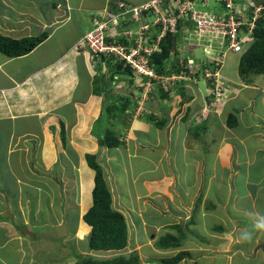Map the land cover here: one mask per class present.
<instances>
[{
  "label": "crops",
  "instance_id": "obj_1",
  "mask_svg": "<svg viewBox=\"0 0 264 264\" xmlns=\"http://www.w3.org/2000/svg\"><path fill=\"white\" fill-rule=\"evenodd\" d=\"M151 1L0 0V35L13 39L35 37L44 33L48 35L44 42L25 56L9 58L0 53V132L9 131L6 134L0 133V264H76L86 255L91 256V253H99V256L106 254L103 256L106 259L98 260L117 257L116 251L89 249L92 229L85 222L84 215L93 205L96 173L88 165L86 156H99L107 150L100 147L94 133L104 102L112 103L118 97L126 100L128 94L131 97L132 94L137 95L132 97L136 108L129 111L132 115L127 129L129 141L126 140L125 149L116 153L117 160L110 161L114 158L113 155L104 159L108 170L113 173L112 178L108 179L111 180L109 185L111 189L114 188L118 201L117 207L113 199L114 207L124 215L128 211H144L145 214L147 207H154L160 212H174L176 218H180L181 213L189 214V211L181 212V209H191L194 199L192 194L196 191L200 196L196 198V202L201 212L196 219L192 216L191 221L184 223L185 234L195 231L208 233L207 239H211L209 244L217 246V250L206 247L208 241L204 238L199 239L200 245L191 244V239L186 238L183 239L186 243L182 242L179 247L165 248L170 249V252L163 254L164 249L157 242L169 233L177 236L179 233L175 226L178 224L172 221L167 225H158L161 227L159 233L156 232V227L148 229L147 225V235L141 227V235L137 238L142 244L141 254L136 250L132 251L138 252L141 264H159V260L171 258L181 251L190 253V263L200 257L204 258V263H208V259H214L215 254L219 253L229 256L231 252L225 249H236L237 245H233L234 240H230L232 237L224 235L227 225L223 221L216 222L218 219L214 221L213 213H217L219 220L225 219V216L232 217L231 211H228L230 214L227 213L235 200L231 196L242 184L246 190L245 197L251 199L252 212L256 211L258 204L264 208V176L261 179L251 178L254 176L252 169L264 171V148L258 147L259 144L264 145V87L261 84L248 86L242 82L233 83L232 99L223 109L217 110L209 106L208 85L204 81H200L198 85L189 82L191 88L185 85L187 95L183 99L177 88L166 93L155 85L154 92L142 101L138 100L142 90L139 87L144 80L147 84L148 80L140 77L131 82L127 79L129 75H125L121 82L125 87L120 89L119 94H115L114 88L110 86L113 93L110 97L104 90H98L99 94L95 95L94 81L101 76L96 74L101 69V63L98 59H91L86 47L79 51L75 47L91 28L92 17L115 4L113 11H117L120 2L138 7ZM234 4L242 10L244 16L247 15V19V12L253 6L263 5L264 0H234ZM223 5V2L208 0L201 7L222 14ZM140 19V23H147L153 20V15L148 14ZM189 26L186 23V27ZM159 29H152L151 33L155 35ZM194 56L199 59L203 57V53L195 52ZM201 87L203 95L197 93L201 91ZM189 98V102L184 101ZM141 101L148 110H140L137 102L143 105ZM174 103L184 107L181 119L186 121L180 119L181 123L169 128V122L177 115L176 107L169 105ZM153 104L159 105L155 111L151 110L150 105ZM259 104L261 108L257 109L256 105ZM187 110L192 112L187 115ZM233 111L239 118V123L237 127L230 128L226 119ZM247 112L252 116L249 121L245 120L249 116ZM205 113L207 114L203 116L201 123L193 124L192 115ZM152 129L162 135L160 140H166L163 142L166 143L164 153L158 151L157 155L155 152V148L163 147V144L160 141H150ZM63 132L65 141L62 139ZM253 134L257 140L253 142L256 147L254 149L251 146L249 148L246 141ZM130 139L136 141L130 142ZM141 147L149 149V158H140ZM162 156L164 158H159ZM142 161L147 163V167H140ZM166 163L171 164L173 175L170 174V178H167L165 171ZM70 168L73 170L72 176L69 175ZM120 172L121 176L118 175ZM241 173L244 174L243 177ZM176 179L178 181L174 187ZM116 180L119 184L123 183L121 187L115 186ZM214 184L229 185L230 196L214 198L210 195ZM123 186V189L131 192L132 199L128 200L120 192ZM71 187H75L72 196ZM142 197L148 198L147 200L155 199L153 205L141 200ZM176 200L178 203H175ZM210 202H215L214 206ZM222 208L224 212H220ZM242 208L235 206L237 212L243 211ZM71 214L74 215L73 220ZM210 216L213 222L206 229L203 220ZM230 220L233 227L238 222L243 236L245 228L241 221L234 220L233 217ZM258 220V223L264 222L260 217ZM219 223L222 225L218 226ZM214 224L217 228H214ZM69 225L74 229L72 244L70 234L66 233V229H70ZM127 225L129 246L132 238L128 221ZM21 229L25 232H20ZM43 230H49L50 237ZM132 230L135 231V228ZM37 231H42L44 235H37ZM154 235L158 236L157 240L152 239ZM255 237L256 235L253 238ZM149 239L152 244H147ZM57 243L63 250L62 255L47 256L46 251L52 253ZM186 259L179 264H187Z\"/></svg>",
  "mask_w": 264,
  "mask_h": 264
},
{
  "label": "built area",
  "instance_id": "obj_2",
  "mask_svg": "<svg viewBox=\"0 0 264 264\" xmlns=\"http://www.w3.org/2000/svg\"><path fill=\"white\" fill-rule=\"evenodd\" d=\"M215 1L225 4L227 10L225 14L218 16L206 8L203 9L201 5L204 7L208 0H202L201 3L194 0H152L138 7L120 2L117 11L105 10L103 14L93 17L92 26L80 45L90 50L91 59L98 58L103 70L107 67V60L115 58V61L130 66L132 78L145 76L158 80L160 77L150 63L152 56L161 51L160 41L168 33H182L183 40L199 42L207 53V49L218 53L217 57L209 60V63L217 66L221 58L226 57V48L233 53H241L248 42L253 40L255 23L264 12V4L255 7L254 15L247 21H242L233 0ZM148 14L153 15V20L140 23V18ZM186 23L192 24V27H186ZM242 27L247 33L245 36L240 33ZM153 28H160L158 30L160 33L157 32L155 36L151 33ZM182 44L177 47L180 54L188 47V44L187 46ZM100 56H104L105 59H100ZM180 63L183 71L165 78V83L174 84L186 77V74L201 72V66L191 58H182ZM203 71L205 79L211 81L213 86L210 91L214 98L213 104H220L227 90L222 81L220 68L207 66ZM152 88V84H148L143 96L145 97Z\"/></svg>",
  "mask_w": 264,
  "mask_h": 264
},
{
  "label": "trees",
  "instance_id": "obj_3",
  "mask_svg": "<svg viewBox=\"0 0 264 264\" xmlns=\"http://www.w3.org/2000/svg\"><path fill=\"white\" fill-rule=\"evenodd\" d=\"M194 1L200 3L199 0ZM222 10L226 11L224 5L222 6ZM239 18L243 21L242 18H245V16L242 15L239 16ZM158 33H160V31H158ZM179 36V34L175 35L168 33L160 41L161 51L156 52L152 56L150 62L151 65L156 69L158 74L170 76L173 73H179V71H181L179 66L180 53L177 49L180 42ZM47 37L48 35L46 33L40 36L27 37L22 39H13L11 37L0 35V53L6 55L9 58L25 56L31 53L42 42H44ZM248 43L249 45L246 46L244 48V51L240 54L241 56L238 67L239 82H242L244 85L248 86H256L257 84H260V81L262 79H264V15L258 20H256L255 28L253 31V40ZM192 57L195 58V56ZM99 58H102V60L105 59L104 56H100ZM205 58H201V63L199 62V65L201 66L200 74L201 78L203 79H205V73L203 71L204 68H206L207 66L210 67V63H208ZM115 60V58H109L107 60L108 77L104 72H102L103 70L100 69L99 73L101 76L96 77L94 81L95 95L99 94L98 90H104L103 92L108 97H110V95H112L113 93H111L109 87L113 85L112 83L114 81H116V76L122 78L123 80L125 79L123 78V76L129 75L127 79H130L129 77L132 74L130 66H128L124 62ZM218 66L219 65H217V67ZM98 81L102 82V87H100L101 89L96 87ZM130 81L132 82L133 80L130 79ZM204 82L208 85V92H210V89L213 87L211 81L205 79ZM179 84L182 85V83ZM178 93L181 94L182 98H185L187 95L186 90L183 87H181L180 90L178 89ZM164 95L167 96L168 94ZM135 96L137 95L132 94V97L135 98ZM132 97L126 100L122 97H118L119 99H116V101L114 100L112 103H108V101L104 102L102 114L97 120V123H99L101 119H105V122L110 126V128L104 135H97L94 131L95 135L98 138L99 145L101 148L118 149L126 146V142L123 137L121 135L119 136L118 133H116V124H118V120H120L119 123L124 125L126 123L127 125L131 123L132 115L130 114L128 116L126 112L128 111L129 107L134 105L133 103L135 100ZM191 98L186 100L184 99V101L189 102ZM139 99L140 96H138V100ZM208 103L209 105L214 103V98L209 96ZM138 104L139 103L137 102V105ZM223 106V102L219 104L220 109H223ZM259 106L261 107L260 104ZM134 107L136 108L135 105ZM226 122L230 128L238 126L239 118L236 116L235 111L229 114L226 119ZM119 134L122 133L119 132ZM62 137V139L65 141L66 137L64 132ZM86 158L88 165L96 173L95 186L92 194L93 205L89 209V211L84 215L85 222L92 229L89 235V249L91 251L105 252L122 251L128 245V225L126 218L124 214L120 212V210L116 209L113 205V196L109 187L107 186L103 168L97 161V155L87 154ZM175 228L178 230L179 233L177 236L170 233L166 234L159 239L157 245L163 248L181 246L183 239H186L184 238L185 231L181 225H176ZM190 256L191 255L189 252L181 251L171 258H164L159 260V264H179L184 259ZM76 264H141V260L138 252L134 251L128 257L121 255L109 260H96L91 256L86 255L85 257H83L82 260H80Z\"/></svg>",
  "mask_w": 264,
  "mask_h": 264
},
{
  "label": "rangeland",
  "instance_id": "obj_4",
  "mask_svg": "<svg viewBox=\"0 0 264 264\" xmlns=\"http://www.w3.org/2000/svg\"><path fill=\"white\" fill-rule=\"evenodd\" d=\"M250 2H252V0H250ZM240 33L243 36H245L247 34L244 31V27H242ZM248 39H251V38H248ZM193 46H194V49L192 47V51L194 53L198 52L200 50V45L199 46L193 45ZM207 50H208V53H209V51L211 52L212 49H207ZM226 51H227V54H226V57L223 60V64H222L223 67L221 69V76H222V81L224 82L225 85H231L233 83L239 82L238 67H239V61H240V56L241 55L239 53H233L232 51H230L227 48H226ZM96 74L100 75L99 72L98 73L96 72ZM106 75L108 77V70L106 72ZM99 81L97 83V88L98 87H102V82H99ZM260 84H261L262 87H264V79H262L260 81ZM122 87H125V86H121V85L115 86L113 92H115V94H117L118 92L121 91L120 88H122ZM262 89H264V88H262ZM197 93H201V95H203L204 94L203 88L201 87V91L197 92ZM128 98H131V95H128ZM145 99L146 98L144 97V100ZM142 101H141V104L144 103ZM169 105L172 108L175 106L176 107L175 111L177 110L176 111L177 115L175 117H173L171 119V121L169 122V124H168L169 128H173L175 124L181 123V121H180L181 115H182L181 113L184 112L183 111L184 107H180L178 105V103L169 104ZM150 106H151V110L152 111H155L157 108H159V105L155 106V104L150 105ZM140 107H141L140 110L141 109H143V111H145V109L148 110L147 107H146V104H143ZM256 107H257V109L261 108L258 105H256ZM132 108H135L134 105H132L131 107L128 108L129 110L126 112V114H128V116L130 115L129 111ZM186 112H187V115H188L192 111L191 110H187ZM218 112H220V111H218ZM261 112H263V111H261ZM247 113H249V112H247ZM150 114H151V112H150ZM206 114L207 113H205L203 115H196V116L192 115L193 124L201 123L203 121V116H205ZM187 115L185 116V118H187ZM153 116L155 117L154 113H153ZM251 117L252 116L249 113V116L245 117V120L249 121V120H251ZM181 120L186 121L184 119H181ZM119 122H120V120H118L117 121L118 124H116L117 125L116 133H118L119 136L121 135L123 137V139L125 140V142H126V140H128L127 139L128 138L127 137L128 125H127V123L124 125V124H121ZM5 127H7V126H5ZM263 127H264V125H263ZM109 128H110V126L105 122V119L104 120L101 119V121L99 123H97L94 131H95V133L97 135L98 134L104 135L107 132V130H109ZM55 131H56V134H57V129ZM155 131H156L155 129H152L151 135H150V141H152V142L153 141H160L163 144V147L159 146V147L155 148V152L158 155V151L164 153V146L166 145V143H163V142H165L166 140L164 141V138L162 140H160L162 138V135L160 133H155ZM233 131L236 132V130H233ZM8 132L9 131H3V132H0V133L6 134ZM119 132L122 133V134H119ZM215 136H218V134H216ZM220 136L222 137V134ZM234 138L235 137H233V140H234ZM134 140L135 139H133V140L130 139V142L134 141ZM246 141L249 144V148H251V147H252V149L256 148L255 145L253 144L254 141H257L254 134L249 139L246 138ZM204 146H207V144H204ZM258 147L259 148L261 147V149H263L264 145L259 144ZM125 148H126V146L125 147H121L119 149H107L106 151H103L101 155H99V156L97 155V157H98L97 161L99 162V164L103 168L105 179H106V182H107V186L109 187V189H110V191L112 193L113 199L116 201L115 204H116L117 207H118V201L116 200V196H115V193H114V190H113L114 188L111 189V187L109 185V182H111V180L108 179L109 177H110V179L112 178L113 173L110 170H108V167H107L106 163H104V161L106 160V158H105L106 156H112V155H113L112 157H114V158L111 159L110 161L117 160L118 158H117V154L116 153L120 152L122 149H125ZM139 151H141L140 152L141 153L140 154V158H144V157L145 158H147V157L149 158L151 156L150 152L148 153L149 149H147V147H141V149ZM159 158H164V156L159 157ZM166 158H167V156H166ZM203 160H204V163H206L205 157H203ZM167 162H170V161L167 160ZM166 164L167 165L165 166V171L167 173V178H170V174L173 175L172 170L170 168L171 164H169V163H166ZM145 166L147 167V163L145 161H142V164H140V167H145ZM60 170H61V168H60ZM229 172H230V170H228L227 174H229ZM116 174H118V173H116ZM120 174H121V172L118 175H120ZM252 174L254 175V176H251L252 179H255V178L261 179L264 176V171L262 170L261 172H259L257 169H252ZM69 175H71V176L73 175V170H71V168L69 169ZM223 175L225 176L224 172H223ZM241 175H242V177L244 176L243 173H241ZM239 176L240 175L238 173V178H239ZM163 180H165V179H163ZM167 180H169V179H167ZM236 180L237 179H235V181ZM177 181L178 180L176 179L174 187L176 186V182ZM122 184L123 183L119 184L117 182V180H116L115 186L116 187H118V186L121 187ZM216 184H214L213 188L211 189L210 195H212L214 198H218V197H224L225 198L226 196H230V194L228 192V190L230 189L229 185L227 187L225 185L224 186H218ZM240 184H241V182H240ZM243 186L244 185L242 184L241 188H236L235 189L236 190L235 193L233 192L231 198H234L235 200H234L233 205L230 204L229 209L227 210V213L230 214V212H228V211H231L232 212L231 214H232V217L234 218V220L236 219V220H240L241 221V225L244 226V228H245L244 231L245 232L243 231L244 232L243 236H241L240 232H241L242 229H239L237 221H236V223H234L235 226L233 227V222L230 220L232 218L231 216L230 217L229 216H225V219L219 220L220 218L217 217V215H216L217 213H213L214 221H216L218 219V221H216V222L223 221L224 222L223 224L227 225L226 226L227 227V232H226V234H224L225 232L223 234L232 237V238H230V240H234L233 245L234 246L237 245V246H236V249H234L233 247H231L230 249H225V250H228L229 252H231L229 256H228V254L226 255L225 253H219V255L215 254V256L213 257L214 259H211V260L208 259V263L209 264H264V246H261V244L264 243V229L255 228V224L259 222L258 217H260L264 221V212H263L264 208H263L262 205L258 204V207L256 208V211L252 212V210H251V199L245 197L246 194L244 192H246V190L244 188L245 186L244 187ZM174 187H173V189H174ZM123 188H124V186L121 189H123ZM70 192H71V196H72V194L75 192V187L74 188L71 187ZM120 192L128 200L132 199L131 192L129 190L123 189ZM181 192H180V196H181ZM260 193L263 194L262 192H260ZM192 196L194 197V199H192L191 209L190 210H188V209L185 210V208L181 209V212L189 211V214L188 213L187 214L181 213V217L180 218L179 217L176 218L174 212H169L168 211L167 213H165V212H160L158 210L159 211V213H158L157 209H155L154 207L153 208L152 207H147L145 214L143 213L144 211L143 212H134V211L133 212H129L128 211V213L125 212L126 214L124 216H126L125 218H126V220L128 221V223L131 226L129 233H130V236L132 238V241L129 243V246H127L124 250L116 251L117 252V257L121 256V255L128 257L133 250H136V251L139 252V254H141V251H140L141 248L140 247L142 246V244H140V242H138V240H137L139 235H141L139 233V230H140L141 227L143 228V230H144L146 235H147V233H146V226L147 225H148V229H152L153 227H156L155 230H156V232L159 233V231L161 230V227L160 226L158 227V225H165V224L167 225V224L171 223L172 221H173L174 224L181 225L183 227V229H184V223H188L189 221H191L190 219H191L192 216H194V219H196V216L198 215V213L201 212L200 211V207H197V202H196V198L197 197L200 198L199 193H196V191H195V192H193ZM181 198H183V197L181 196ZM140 199L141 200H145L146 203H150L152 205H153V202L155 200V199L147 200L148 198L144 199V197H142ZM176 202H177V200L175 201V203ZM133 203L137 206V204L135 202H133ZM214 204H215V202H214ZM214 204L211 203V205H213V206H214ZM234 205L243 207L242 208L243 211L237 212ZM184 206L187 207V205H184ZM144 208H145V206H143V209ZM156 208H157V205H156ZM179 208H180V205H179ZM222 209L220 210V212H224L225 211L224 209L223 210ZM72 211L73 210H71V212ZM214 212H216V211H214ZM143 214L145 215V218H144ZM73 216L74 215L71 214V219L72 220L74 218ZM213 219L211 218V216L206 218V219H204L203 220L204 228L208 229V227L212 224ZM184 220H187V221H184ZM217 225L220 226L222 224L219 223ZM217 225L214 224V228H217V227H215ZM69 227H70V229L67 228L66 229V233L68 235L70 234V241H71V244H72V243H74V239L72 238V234H73V230L74 229H73V227L71 225H69ZM222 227H224V226H222ZM21 228H23V226H21ZM132 228H135V231H133ZM191 228L194 229L195 227H190V229ZM44 230H43V232H45ZM20 232H25V231H24V229H21ZM43 232L39 231L37 235L42 236V235H44ZM45 233H46L47 237H50V233L51 232L49 230L46 231ZM246 234H247V238H245ZM254 235H256L255 238H253ZM239 236L243 237V239H240L241 237H239ZM157 238H158V236L154 235V237L152 239L157 240ZM184 238L191 239V244L200 245L201 241L199 239H203L204 238V240H205V239L209 238V234L208 233L207 234L206 233H197L195 231V232H192V233L189 232V234H185ZM210 240L207 239L208 243L205 244V246L206 247H211L212 249H216L217 250V246L216 245H212L211 246L209 244ZM183 242L186 243V241H183ZM253 243H254V245L252 246ZM147 244H152L150 239L148 240ZM58 245H59L58 243L55 245L56 247L53 249L52 253H51V251H48V252L46 251L47 256L51 257V254H54V257L55 256L60 257L62 255L61 251H63V250L61 248H59ZM161 249H164L163 252H162L163 254H169V252H170V249H168V250H166L165 248H161ZM144 251H145V249H144ZM91 254L93 256H95V257H92V255H91V257L96 259V260H98L99 258H103V256H106V254H102L100 256L97 255L99 253H91ZM222 255L225 256V257L227 256V257L223 258ZM104 258L106 259V257H104ZM203 260H204V258L200 257L198 260L191 261V263H190V259L187 258L186 259V263L187 264H208V263H204Z\"/></svg>",
  "mask_w": 264,
  "mask_h": 264
},
{
  "label": "clouds",
  "instance_id": "obj_5",
  "mask_svg": "<svg viewBox=\"0 0 264 264\" xmlns=\"http://www.w3.org/2000/svg\"><path fill=\"white\" fill-rule=\"evenodd\" d=\"M233 2H234V0H233ZM219 3H221V2H219ZM224 4V3H223ZM236 5V4H235ZM115 6H116V4L114 5V6H112L111 5V7H108V8H105V9H103L102 10V12H100V13H96L94 16H96V15H100V14H103V12L105 11V10H108V11H113L114 10V8H115ZM224 7L226 8V6H225V4H224ZM237 7V6H236ZM255 7H257V6H253V8H252V10H250V11H248L247 12V14H248V18L247 19H245V18H242L243 19V21H247L248 19H249V17L250 16H252V15H254V8ZM205 9V8H204ZM238 11H239V16H244L245 14L242 12V10H240V9H238V8H236ZM206 10H208V11H210L209 9H206ZM211 12V11H210ZM227 12V10L226 11H224L222 14H225ZM212 14H215V15H218V16H220V15H222V14H216V13H213V12H211ZM264 15V12H262V16ZM93 16V17H94ZM247 16V15H246ZM245 16V17H246ZM262 16H260V18L262 17ZM93 17H92V19H93ZM259 19V18H258ZM188 25H190L189 27H192V24H190V23H187ZM256 24V23H255ZM186 25V24H185ZM91 26H92V22H91ZM88 32V31H87ZM86 32V33H87ZM85 33V34H86ZM175 35H177V34H175ZM179 38H180V42H179V44H181V43H183L182 45H184V46H187V44H188V47H186V51L185 52H183V54H180V60L182 59V58H185V56H186V58H191V59H193L195 62H197L198 64H199V62L201 61L200 59L201 58H194V57H192V56H194V54H193V51H192V47H193V49H194V46L193 45H195V46H199L200 45V50L198 51V52H202L203 53V57L202 58H205V60L206 61H208V63H209V60H211L212 58H215V57H217V54L218 53H216V52H210L209 51V53H207L206 51H205V48H204V46H202L199 42H195V41H191V42H189V41H186V40H183L182 39V33H179ZM85 36V35H84ZM83 36V37H84ZM83 39V38H82ZM82 39L81 40H79V42H78V44H77V46H75L76 47V50H80V49H82V48H85V47H83L82 45H80V43H81V41H82ZM249 45V43L246 45V46H248ZM245 46V47H246ZM244 47V48H245ZM86 49L88 50V53L91 55V52H90V50L86 47ZM243 51H244V49H243ZM242 51V52H243ZM241 52V53H242ZM227 53V52H226ZM241 53H239V54H241ZM197 61H196V60ZM223 60H224V58H221V60H220V65L217 67V66H215L213 63H210V67L211 68H220V73H221V69H222V64H223ZM201 63V62H200ZM213 65V66H212ZM179 66H180V69H181V71H179V73H173V74H180L182 71H183V68H182V66H181V63L179 62ZM203 66V65H202ZM101 69L103 70V66L101 65ZM155 69V68H154ZM107 70H108V65H107V67H106V69L105 70H103L102 72H104L105 74H106V72H107ZM155 72H156V74L160 77V79H151V78H149V77H145V76H143L144 78H146V80H148V82H147V84H145V80L142 82V84L140 85V87L139 88H141L142 90L140 91V99L141 100H144V96H143V94L145 93V89H146V86L148 85V84H152V86H153V88H154V86L155 85H157V86H160V88H162L164 91H166V92H168V93H170V91L172 90V89H175V90H177V89H179L180 90V88L181 87H183L185 90L187 89L186 87H185V85L187 86V87H189V88H191V85L189 84V82L190 83H194V85H197L200 81H203V80H205V79H203V78H201V74L200 73H198V74H190V75H185L186 77H184L183 79H180L179 81H176L174 84H167V83H165L164 82V80H165V78H168V77H170V76H172L173 74H171L170 76H165V75H163V74H158L157 73V71H156V69H155ZM200 74V75H199ZM127 77V76H126ZM130 79H132V80H137V79H135V78H132L131 77V75H130V77H129ZM199 79H200V81H199ZM121 82H122V78H119L118 76H116V81H114L112 84V87L113 88H115V86H119V85H121ZM179 83H182V85H180ZM232 85V84H231ZM231 85H225L226 86V88H227V90H225V97L223 98V100H222V102H223V105H225V104H227L230 100H231V98H232V95H233V92L231 91ZM122 86V85H121ZM137 86V85H136ZM179 86H181V87H179ZM152 88V90L150 91V92H147L146 93V99H148L149 98V94L150 93H152V92H154V89ZM177 88V89H176ZM120 89H122V88H120ZM210 91H211V89H210ZM210 92H208V97L209 96H211V97H213L212 96V94L210 93ZM227 94V95H226ZM229 94V95H228ZM145 99V100H146ZM221 102V103H222ZM139 106H142V105H140L139 104ZM210 106V108L211 109H214V110H217V108L219 109V104H217V105H215V104H211V105H209ZM142 110V109H141ZM255 228H257V229H264V222H260V223H256L255 224ZM245 238H247V234L245 235Z\"/></svg>",
  "mask_w": 264,
  "mask_h": 264
}]
</instances>
